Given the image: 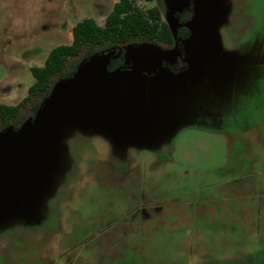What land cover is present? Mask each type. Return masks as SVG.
I'll list each match as a JSON object with an SVG mask.
<instances>
[{"label": "rangeland", "instance_id": "rangeland-1", "mask_svg": "<svg viewBox=\"0 0 264 264\" xmlns=\"http://www.w3.org/2000/svg\"><path fill=\"white\" fill-rule=\"evenodd\" d=\"M117 1L0 0V104ZM136 4L173 47L88 60L0 137V264H264V0Z\"/></svg>", "mask_w": 264, "mask_h": 264}, {"label": "trees", "instance_id": "trees-1", "mask_svg": "<svg viewBox=\"0 0 264 264\" xmlns=\"http://www.w3.org/2000/svg\"><path fill=\"white\" fill-rule=\"evenodd\" d=\"M152 1V0H139ZM189 17L187 9L177 13L181 24L179 39L188 40L190 30L186 24ZM72 41L69 45L53 48L42 67L31 68L34 79L26 97L17 105L0 104V133L10 128L19 130L26 111L40 110L51 97L55 87L70 80L88 60L119 51L121 45L153 43L159 47H173L176 40L170 27L161 19L158 8L140 9L136 0H118L106 17L104 25L93 19H83L71 30ZM120 69L129 72L121 59L110 60L107 70Z\"/></svg>", "mask_w": 264, "mask_h": 264}, {"label": "water", "instance_id": "water-1", "mask_svg": "<svg viewBox=\"0 0 264 264\" xmlns=\"http://www.w3.org/2000/svg\"><path fill=\"white\" fill-rule=\"evenodd\" d=\"M128 67V69L129 70H133L134 72H136L137 74H139V75H142L144 78H146V79H148V80H151V79H153V78H155L156 77V75L155 76H153V77H145V75H143L141 72H139L138 70H136V69H134V68H131V67H129V66H127ZM105 70H106V66H105ZM78 72H79V70H78ZM78 72L70 79V80H74V79H76L77 78V76H78ZM110 74H115V72H110ZM40 114H41V111L39 110L38 112H37V114H36V116L34 117V119H33V123H32V125H34L36 122H37V120L39 119V117H40ZM31 125H29V121H27V122H25L20 128H19V130H17V131H12L10 128H8L7 130H5V131H8V132H13V133H15V134H19V133H22L23 131H25V130H27L29 127H30ZM5 131H3V132H1L0 133V137L2 136V134L5 132Z\"/></svg>", "mask_w": 264, "mask_h": 264}, {"label": "crops", "instance_id": "crops-1", "mask_svg": "<svg viewBox=\"0 0 264 264\" xmlns=\"http://www.w3.org/2000/svg\"><path fill=\"white\" fill-rule=\"evenodd\" d=\"M71 41H72V38H71ZM71 43V42H70Z\"/></svg>", "mask_w": 264, "mask_h": 264}]
</instances>
